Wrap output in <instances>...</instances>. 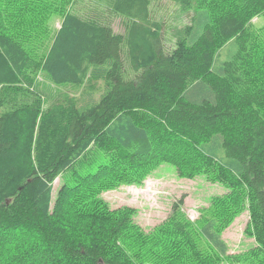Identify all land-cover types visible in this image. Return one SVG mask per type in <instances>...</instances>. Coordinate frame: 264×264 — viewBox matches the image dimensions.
<instances>
[{"label": "trees", "instance_id": "obj_1", "mask_svg": "<svg viewBox=\"0 0 264 264\" xmlns=\"http://www.w3.org/2000/svg\"><path fill=\"white\" fill-rule=\"evenodd\" d=\"M95 1L85 15L70 0L0 8V264H264V31L253 23L264 18V0H170L190 18L171 48L150 0ZM104 11L121 16L125 32ZM56 12L60 25L48 31ZM35 27L39 36L26 39ZM32 36L43 48L39 68L58 85L88 82L81 95L62 92L44 105L24 84ZM98 79L95 98L89 87ZM162 161L227 191L196 222L182 195L147 232L133 208L109 210L99 198L102 188L141 182ZM61 174L73 182L61 188L57 211L51 190ZM246 202L257 245L229 255L221 232ZM18 230L31 243L20 245L11 235Z\"/></svg>", "mask_w": 264, "mask_h": 264}, {"label": "rangeland", "instance_id": "obj_2", "mask_svg": "<svg viewBox=\"0 0 264 264\" xmlns=\"http://www.w3.org/2000/svg\"><path fill=\"white\" fill-rule=\"evenodd\" d=\"M7 0H0V8L6 7ZM150 9L152 16L162 22V44L166 48H171L177 40L184 36V30L189 23V14L181 10L178 3L170 0H150ZM195 7L207 6L210 4H228L225 0H191ZM95 0H70L68 8L74 12L85 15L89 14L98 7ZM116 32H125L124 20L119 15H114L108 11L103 12V17ZM61 22V14L59 12L52 13L46 21V29L48 31L55 30ZM253 23L260 30L264 31V18L255 17ZM32 34L39 36V30L35 27L27 30L25 35L29 39ZM32 43H27L32 49L33 59L29 68L25 72L24 84L31 90L41 94L44 105L50 102L54 97L62 92L69 94L81 95L87 87L88 82L84 85L76 86L74 84H55L49 76L39 68V59L43 55V48L37 46L38 39L32 36ZM264 46V35H263ZM259 59H264V48L259 47ZM220 59L226 56V48H221ZM129 69V65L127 64ZM90 89L94 90L93 96L97 98L102 91V81L92 80ZM3 107L0 106V114ZM173 143L178 145V139H172ZM159 147H162L159 145ZM72 184V180L68 175H58L52 182L51 190V209L58 211L62 208L59 192L64 185ZM226 187L217 181L209 180L205 175L198 174L194 177H182L177 175L176 165L162 161L152 171L147 173L141 182H120L116 186L102 188L99 190V198L107 205L109 210H115L120 207H131L134 209L132 215L133 221L139 225L144 231H150L165 220L172 203L185 196L183 210L190 220L198 221L201 210L207 207L214 195H220L226 192ZM64 201V197L62 196ZM59 201V203H58ZM58 203V205H57ZM250 222V211L247 202L243 208L232 218V220L222 229V238L228 246L229 255L243 254L257 245L255 237L247 231ZM12 237L22 245V243H31V233H22L18 230L13 232ZM17 243L13 241L14 249L18 250ZM13 253V251H11ZM11 253V254H12ZM142 264H152L146 260ZM219 264H245L242 261L223 260Z\"/></svg>", "mask_w": 264, "mask_h": 264}]
</instances>
